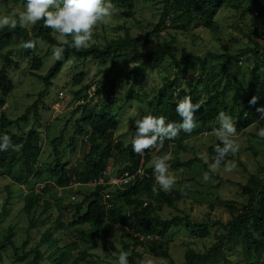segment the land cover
<instances>
[{
  "label": "rangeland",
  "instance_id": "1",
  "mask_svg": "<svg viewBox=\"0 0 264 264\" xmlns=\"http://www.w3.org/2000/svg\"><path fill=\"white\" fill-rule=\"evenodd\" d=\"M162 1L135 0L134 12L129 18L123 17L121 14L123 10L115 5L117 13L108 24L96 26L92 44L103 46L112 39L123 38L127 31L132 37L137 39L138 48L142 52H148L163 45L169 46L175 58L171 59L166 55L158 64H155V61L147 64L137 74L138 82L134 87L133 94L139 91L151 97L167 80H174L177 92L185 91L189 93L194 90L201 99H205L211 91L223 90L226 87V74L223 72L221 64L226 59H208L203 68L196 57L203 59L208 53L220 55L226 51L232 56H237L240 49L251 46L249 45L247 33L249 30H258L261 21L255 16V11H251L248 15L242 17L240 16V10L253 1L240 0L244 2L241 3L237 10L231 6L222 8L214 19L217 24L215 30L209 29L205 24L195 23L194 26L184 31L170 24V21H166L164 27L156 32L154 29L161 16ZM23 8L22 4L15 3L14 0H0V15L13 12L18 15L23 11ZM255 10L258 11L259 8L256 7ZM32 26L28 25L26 28L31 30ZM52 36L57 41L56 34L53 31ZM21 45V41L12 39L10 44L0 48V55L8 53L13 60L18 61L17 69L13 66L6 69L14 86L11 93L5 98V104L0 108V115L4 113L8 119H16L38 98L37 93L43 91L37 106V119L33 113H30L26 124L10 128V131L16 134L27 132L31 127L39 130V144L42 148V153L35 167L43 172V178L41 181H37L31 175L28 184H24L25 170L21 174L9 176L4 173V169H0V212L3 209V212H1L3 214H0V243L4 241L8 229L12 228L15 233L13 241L19 247V255H23L28 249L39 245L38 247L43 254L40 264H52L49 256L55 253L56 244L41 243L43 235L49 229H52L51 238L57 239V245L60 247L70 244L74 240L77 241L75 247L71 246L68 261L63 264H72V260L76 257L79 258L77 259L78 264H118V257L121 252L131 255L132 259L130 261L128 258V264H161V260L166 261V264H185L186 252L192 250L204 253L218 239L226 236V232L220 222L221 224H227L234 215L240 212L241 204L246 203V197L241 194L239 185L244 184L252 174L257 175L259 180H264V139L256 135L258 128L264 127L263 120H259L250 127L238 132L234 138L240 144V149L234 156L229 155L230 158H226V161L235 160L237 168L231 173H226L222 165L217 173L211 174V180L206 183L203 181L202 174L204 170L209 171V165L216 155L211 148L215 150L216 145L219 144V140L215 135V129L219 125L217 118L214 119L210 123L211 131L187 140V143L196 149L197 157L201 159V162L194 160L190 167L170 170V174L176 177L177 183L171 192H163L174 199L173 205L155 202L154 192L149 196L145 195L143 198L152 205L150 218L159 217L167 220L174 216H187L192 223L206 224L207 235L198 237L195 234H191L184 227V224L171 227L163 239L157 236H154L153 239H156V243L159 241L166 245L169 253L168 258L153 256L148 251L150 244L145 243L143 246L136 248L141 253V257L134 260L131 252V237H127L123 233L122 226L104 222L100 225L96 231L97 235L93 238L97 246L87 249L86 245L77 240V233H74L73 229L69 230L67 222L71 219V213L64 211L63 206H66L69 202L80 201L82 197L76 194L77 190L89 193L94 189V184H82L74 187L77 183L75 182L72 184L73 187L70 186L63 190L58 188L54 180L45 171L47 163L53 160V147L50 141L59 135L68 120L67 126L69 128L65 130L63 134L64 141L58 148L64 160L70 166L79 168L83 166L84 161L79 148L82 142H87L86 137L80 135L76 138V146L73 151L67 148L66 145L72 135L74 122L80 116V110L74 114L73 111H75L79 103H82L74 97V92L81 85H90L86 100L99 90V107L103 106L106 100L112 103V109L117 110V121H119L120 127L112 134L111 138L116 142H121L123 146L128 145L132 135V128L135 126L134 121L138 119L140 113L147 106L144 99L135 100L134 98H129L127 94L131 83L134 81V69L138 67L142 60L136 63L125 60L111 65L110 61L102 64L89 58L84 63L85 79L81 85L74 86L72 78L75 72L81 68L80 63L82 60L71 57L63 65L57 77L53 79L52 86L45 89L42 81L31 75V58L27 57L25 52L17 51V48L21 47ZM52 48L53 46L48 45L46 41H38L36 54L42 58L43 64L39 70L35 71L37 74H46L54 63L55 58L52 55ZM184 55H188L186 58L187 70L177 75V71L182 66L176 61L180 60ZM245 57V60H247L248 56ZM236 61L231 63L227 70L245 82L247 73L251 69L252 61H246L242 65ZM1 65L2 59H0V67ZM116 75L120 77L113 83L112 78ZM210 75H212L211 78ZM206 79L210 80L207 86L205 83L208 80ZM226 91V108L223 112L229 114V108L234 103V96L237 95L238 97V102L235 101V105L239 109L238 104L240 99L244 97L245 90L242 88L239 92L231 89ZM110 97H112V101H110ZM236 106L234 107L235 109ZM233 120L235 121L234 118ZM168 153H171L173 158H178L181 161L194 159V155L179 150L173 144L170 145ZM160 154V150L159 152L145 150V154L140 155L137 167L141 166L143 170L150 168V161L154 156ZM205 157H207L208 163H205ZM130 164L131 155L126 152L120 155L116 162L111 159L107 170L110 174H119L118 171L121 168ZM18 168L19 166L16 164L13 173ZM153 178V184L156 186L154 175ZM31 188L39 191L40 206L37 211L43 210L45 201L48 202V207L36 227L28 229L29 221L22 207L24 195ZM71 195H75V200H70ZM7 200L9 201L6 204ZM57 218L61 219L64 227L54 231V221ZM216 221L218 223H215ZM81 228L88 230L89 225H82ZM130 233L131 231L128 230L127 234ZM26 240L28 244L23 247L22 244ZM124 245H127V250ZM222 249L224 253L218 264H247L243 261L239 244L232 250H229V244H225ZM84 250H86V254H83ZM2 252L0 264H24L27 261H17L10 246H6ZM32 257L30 255L28 260H31Z\"/></svg>",
  "mask_w": 264,
  "mask_h": 264
},
{
  "label": "trees",
  "instance_id": "2",
  "mask_svg": "<svg viewBox=\"0 0 264 264\" xmlns=\"http://www.w3.org/2000/svg\"><path fill=\"white\" fill-rule=\"evenodd\" d=\"M135 0H112V2L121 8L122 16L129 18L134 12ZM249 5L244 6L240 10V16H246L251 11L259 8L258 18L261 21L259 29L249 30V45L246 48L240 49L237 56L230 55L227 51L220 55L208 53L203 59L196 57L200 64L205 66L208 59H226L221 64L223 72H225L226 87L223 90L211 91L205 99H201L194 90L189 93L185 91L177 92L174 80H167L157 92L148 97L139 91L133 94L135 85L138 82L137 74L151 61H155L158 64L164 56H168L174 59L171 49L167 45H163L159 48H154L148 52H142L137 45V39L132 37L127 31L123 38H117L110 40L107 44L100 46L92 44V47L86 50L76 51L74 49L66 48L63 54V59L60 61H54L50 66L46 74L40 75L35 71L39 70L43 64L42 58L36 54L38 43L35 49H25L22 47L17 48V51L25 52L27 57L31 58V75L37 77L44 84L45 89L52 86V81L61 72V69L65 63H67L71 57L81 59V68L73 75V85H81L85 79L84 63L87 59H92L106 64L109 61L111 65L128 61L136 63L142 60L141 63L134 69V81L131 83L128 89L129 98L135 100H145L146 108L140 113L138 119L152 115V116H165L169 122L179 121V117L175 112V107L179 99H182L186 95L192 97V102H203V107L195 114L198 127L192 134L181 133L175 140H165L163 147L160 149L161 154L168 153L170 145H175L179 150L183 152H189L194 155V159L187 161H181L178 158H172L170 161L171 169H178L182 167H190L194 160L201 162V159L197 157V151L191 147L187 140L196 137L204 132L212 130L210 123L217 118L218 113L224 111L226 108L225 98L227 95L226 90L241 91L245 90V95L240 99L238 107L235 105V101L238 102L237 95L234 96L233 105L229 108V115L235 119V127L237 132H241L244 129L255 124L261 118V112L259 108L264 107V9L258 2V0H252ZM15 3H20L24 6L25 0H14ZM233 2V3H232ZM240 0H212L210 2H203L200 0H163L161 16L158 23L155 25V31H160L166 21H170V24L174 25L181 30H187L194 26V24H205L209 29L215 30L217 27L214 21L217 13L228 6L233 9H239L241 3ZM44 40L48 45L54 46L57 41L52 36V30L43 27V22H38L33 25L31 30L26 27H17L15 30H9L5 28L0 31V48L10 44L12 39H17L19 42L27 41L29 39ZM128 50V51H127ZM188 55H184L180 60L176 62L182 67L177 71V75L184 73L187 70V58ZM245 56L248 59L245 60ZM195 58V59H196ZM240 58H243L242 64L246 61H252L251 69L247 73L246 81L244 82L236 75H232L228 72L229 65L231 63L238 62ZM2 59V65L0 67V108L5 104V98L13 90V83L8 76L6 69L13 66L18 68V61L13 60L8 53L0 55ZM237 64V63H236ZM241 64V65H242ZM240 66V65H239ZM227 71V72H226ZM120 76L116 75L112 78L114 83ZM212 75H210V78ZM208 78V79H210ZM206 79V80H208ZM199 83V82H198ZM210 83V80L206 81V86ZM90 85H81V87L74 92V97L82 102L79 103L73 111V114L80 110V116L77 118L73 125L72 135L69 137L66 145L70 150H74L76 146V138L80 135L86 137V143L82 142L80 145V153L84 164L81 168L77 166H70L67 161L64 160L61 155L59 145L64 141V132L69 127L67 120L64 127L59 132V135L54 137L50 143L53 147L52 154L53 160L47 163L45 171L49 177H51L58 188L66 189L75 182L82 184H89L96 181L107 170L109 161H117L119 156L129 152L131 155V164L121 168L118 173H122L125 170H131L137 168L140 155L132 151L131 143L123 146L121 142L114 141L111 136L120 127L119 121H117V110L112 109V103L108 100L104 105L99 107L98 100L100 91L97 90L94 95H91L88 100L87 91ZM43 91L37 93L38 98L25 109L24 113L16 119H8L4 113L0 115V133H7L14 143L22 145L20 151L9 150L7 152H0V169H4V173L12 176L13 174H21L26 171L24 184H28L29 178L33 175L34 179L41 181L43 178V172L35 167L39 157L42 153L40 146V132L34 127H31L27 132L16 134L10 131L13 126L19 127L21 124H26L30 113L37 119V106ZM239 94V93H237ZM257 97L255 104H249V100L253 97ZM110 97V101H112ZM236 106V109L234 108ZM237 110V114H236ZM135 131V126L132 128V134ZM132 135L130 137V140ZM220 143V142H219ZM212 151H215L211 148ZM226 158H230L229 156ZM18 164L19 168L13 173L15 165ZM170 169V170H171ZM206 170H204L205 172ZM145 174L141 181L136 182L124 189H117L112 191V197L109 200L110 207H106L102 203V191L105 189L102 185H95L94 189L89 193L78 191L76 194L82 198L75 203H67L63 206V210L71 213V219L67 222L69 230L73 229L74 233H77V240L86 245L87 249L95 248L97 243L93 238L97 235L96 231L104 222H110L113 225H119L123 227V233L127 237H131L132 249L134 260L139 259L141 253L137 251L138 246L143 244H150L148 251L155 257L161 256L168 258L169 253L166 245L157 241L142 242L139 237L152 235L163 239L166 232L171 227H177L184 224V227L188 229L191 234H195L198 237H204L207 235V227L204 223H192L189 218L174 216L171 219H160L159 217L150 218V210L152 205L144 200V196H149L153 192V170L152 167L144 170ZM14 175V176H15ZM241 194L246 197V203L241 204V210L238 214L227 224L220 225L224 228L226 236L222 239H218L213 245L208 247L204 253L188 251L185 254V264H218L221 256L223 255V247L225 244H229V250L235 248L237 244L241 247V255L243 261L247 264H264V180H259L258 176L252 174L249 176L244 184H240ZM39 191L31 188L25 193L23 198L22 210L26 214L29 221L28 229L36 227L41 220V216L45 213V209L48 207V202L45 201V206L40 212L37 211L39 204ZM173 198L159 191L155 193L154 201L160 203H166L173 205ZM9 200L6 201V204ZM119 203V205H117ZM3 212V209L2 211ZM0 214H3L1 213ZM38 212V213H37ZM215 223H218L216 221ZM88 224L89 229L85 230L81 228L82 225ZM64 227V223L60 218L54 221L53 230L57 231ZM128 230L131 231L127 234ZM52 229H49L42 237L41 243L46 242L49 245L56 244L55 253L50 254L52 264H63L69 259V252L71 246L75 247L77 241L74 240L70 244H66L63 247L57 245L58 240L51 238ZM15 233L12 228H9L4 241L0 243V259L2 257V251L6 246H10L14 252V257L17 261L24 262V264H40L43 258V254L39 249V245L34 248L28 249L23 255H19V247H17L13 241ZM239 239V240H238ZM154 241V242H153ZM27 240L23 242L22 246H27ZM127 250V245H124ZM86 254V250L83 251ZM32 255V259L28 260ZM131 261V255H128ZM78 257L72 260V264H78Z\"/></svg>",
  "mask_w": 264,
  "mask_h": 264
},
{
  "label": "clouds",
  "instance_id": "3",
  "mask_svg": "<svg viewBox=\"0 0 264 264\" xmlns=\"http://www.w3.org/2000/svg\"><path fill=\"white\" fill-rule=\"evenodd\" d=\"M116 13L117 8L112 0H25L23 11L18 15L15 12L0 15V31L5 28H25L42 21L44 28L51 29L56 34L57 44L52 48V55L56 61H60L66 48L76 51L91 48L96 26L108 24ZM37 43V39H29L22 42V47L35 49ZM256 100L257 97L253 96L249 104H255ZM175 104L179 121L169 122L165 116L152 115L134 121L135 131L130 140L134 153L144 155L145 150L159 152L165 140L173 141L181 133H193L198 127L195 114L203 107V102L193 103L192 97L186 95ZM258 111L261 112V118H264V107ZM217 122L219 127L215 129V135L220 143L216 145V155L209 165V171L202 174L206 183L211 180V174L217 173L222 165L226 173L237 168L235 160L226 161V157L234 156L240 149V144L234 139L238 134L235 121L231 115L221 111ZM256 135L264 139V127L258 128ZM21 148L22 145L14 143L7 133H0V152H18ZM172 158L171 153H165L154 156L150 161L156 181L154 193L171 192L176 185V177L170 174ZM204 159L208 163L207 157ZM118 264H128V253L119 254ZM161 264H166V261L161 260Z\"/></svg>",
  "mask_w": 264,
  "mask_h": 264
},
{
  "label": "built area",
  "instance_id": "4",
  "mask_svg": "<svg viewBox=\"0 0 264 264\" xmlns=\"http://www.w3.org/2000/svg\"><path fill=\"white\" fill-rule=\"evenodd\" d=\"M254 14L258 18V12L255 11ZM242 62H243V58H240L238 60V63L241 65ZM143 177H144V170L141 166L137 167L133 171L125 170L119 174H110L108 172V170H106L103 173V175H101L92 184H94V186L95 185H102L105 187V189L102 191V203L108 208L111 206V203L109 202V200L112 197V191L113 190L124 189L130 185L135 184L138 181H141L143 179ZM81 185H82V183L77 182L74 187H78ZM75 198H76L75 195L70 196V200H75ZM139 239L142 242L152 241L154 239V236H152V235L140 236Z\"/></svg>",
  "mask_w": 264,
  "mask_h": 264
},
{
  "label": "water",
  "instance_id": "5",
  "mask_svg": "<svg viewBox=\"0 0 264 264\" xmlns=\"http://www.w3.org/2000/svg\"><path fill=\"white\" fill-rule=\"evenodd\" d=\"M200 1H203V2H210L212 0H200ZM258 2L260 3V5L263 7L264 9V0H258Z\"/></svg>",
  "mask_w": 264,
  "mask_h": 264
}]
</instances>
